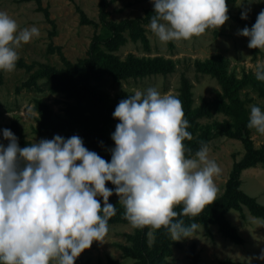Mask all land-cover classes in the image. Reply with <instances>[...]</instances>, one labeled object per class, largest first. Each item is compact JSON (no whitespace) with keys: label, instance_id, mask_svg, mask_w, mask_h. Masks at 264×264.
Here are the masks:
<instances>
[{"label":"rangeland","instance_id":"rangeland-1","mask_svg":"<svg viewBox=\"0 0 264 264\" xmlns=\"http://www.w3.org/2000/svg\"><path fill=\"white\" fill-rule=\"evenodd\" d=\"M242 2L227 0L229 20L220 29L207 30L190 41L164 44L147 27L153 14L151 0H0V11H6L15 19L20 29L35 25L41 32L39 38L18 49L20 59L13 72L0 71V143L5 146L8 143L2 136L5 128L15 134L20 147L55 135L69 137L66 131L38 132L41 126L38 105L47 106L59 117H67L70 106H77V101L66 92L54 91L52 71L64 69L66 63L86 61L97 41L101 42L98 49L116 60L126 62L132 58L148 67L142 76L117 80L108 75L103 81L92 82L109 94L110 104H114L119 95L129 96L134 90L155 86L163 94L178 97L182 108L183 93L189 88L192 110L208 109L207 114L196 119L199 129L195 138L206 135L209 156L217 162L221 172L214 177L218 189L216 199L194 218L199 227L192 237L174 241L163 228L149 237L148 229L114 223L109 225L104 241L93 242L77 258L82 264H264L259 258L264 252V220L254 215L244 200L229 195L235 166L244 163L248 150L242 138L229 136L237 133L235 115L218 109L221 102L232 109L235 105L227 96L225 84L211 72L217 70L232 81L248 117L249 105L264 109V82L254 75L257 64L264 62V50L250 49L248 38L238 35V30L245 26L251 28L255 23L259 12L264 10V0L241 6ZM245 9L247 19H241ZM77 108L76 115L89 116L83 108ZM184 115L186 118L185 112ZM116 124L102 155L81 135L85 147L110 161V149L115 146L111 134ZM249 139L255 151L264 149V135L251 129ZM106 185L114 188L110 182ZM238 186L252 204L264 209L263 164L243 169ZM110 199L120 205L115 193ZM227 202L241 205L240 209L232 207L224 213V218L242 239L241 243L225 237L207 215L208 212L214 215ZM176 210L179 211V207ZM183 219L185 224L192 222L189 217ZM204 223L208 224V229ZM162 232L168 239L167 250L160 244Z\"/></svg>","mask_w":264,"mask_h":264},{"label":"clouds","instance_id":"clouds-1","mask_svg":"<svg viewBox=\"0 0 264 264\" xmlns=\"http://www.w3.org/2000/svg\"><path fill=\"white\" fill-rule=\"evenodd\" d=\"M151 3L147 27L164 44L190 41L229 20L227 0ZM247 16L245 9L241 19ZM40 35L37 26L20 29L0 11V71L13 72L18 49ZM238 35L248 38L250 49L264 50V10ZM254 75L264 82V62ZM249 108L247 127L264 135V109ZM112 115L118 123L110 161L85 147L79 135L20 147L10 129L2 130L8 143H0V264H75L93 242L106 238L116 215L109 202L114 193L132 228L148 229L149 237L163 228L174 241L192 237L199 227L194 218L216 199L214 177L221 168L205 142L194 156L186 155L191 150L184 141L192 135L182 102L149 86L122 99ZM109 182L114 188L106 187ZM183 217L192 222L185 224ZM259 258L264 260V252Z\"/></svg>","mask_w":264,"mask_h":264},{"label":"trees","instance_id":"trees-1","mask_svg":"<svg viewBox=\"0 0 264 264\" xmlns=\"http://www.w3.org/2000/svg\"><path fill=\"white\" fill-rule=\"evenodd\" d=\"M124 25L129 26V24L126 23H124ZM119 28H122V25ZM100 43V41L94 43L91 47L89 58L86 61H83L80 64L66 63L64 69L60 71H52L51 75V79L54 81L52 83L54 91L66 92L70 98H74L77 101L76 105L79 108H83L82 110L89 114V116L76 115L75 111L78 109L77 106L74 108L70 106L67 111V117H59L46 108L47 106L39 103L38 110L41 114V126L38 132L41 134H52L56 131H66L69 137L72 135L86 136L94 149L102 155L104 152L103 149L110 143L109 135L113 131V124L118 123V120L114 119L112 115L115 107L128 95L125 93L119 95L116 102L110 104L109 94L106 91L101 90L100 87L93 85L92 82L103 81L108 75L117 80L126 79L132 76H142L147 73L146 71L148 70V67L140 64L132 58H129L126 62H120L104 51L99 50L98 46ZM211 72H213V74L225 84V91L229 93L227 96H229L230 100L235 105V108L232 109L228 104L221 102L218 109L223 112L230 111L235 115L237 121V133H230L229 136L242 138L246 143L248 150V157L244 163L235 166L229 195L237 196L244 200V204H248L247 206L252 209L253 214L264 220V209L252 204V201L238 190V180L243 169L257 164L264 165V149L261 151H255L252 146V141L249 139L251 129L247 127L249 117L243 103L239 99L237 91L233 88L232 81H228L227 78L217 70H211ZM187 89L183 93V110L186 114V119L190 123L188 131L191 133L192 139H186L184 144L186 148L191 150L186 153V155L194 156L195 152L201 147V142L209 144V139H207L206 135L200 138H195L197 130L199 129V124L196 123V119L207 114L206 111L208 112V109H206V111L200 110V112H194L189 103L190 93ZM220 100L223 101L222 99ZM106 187L108 186L106 185ZM110 198L109 202L112 203ZM112 204L116 206V215L109 220V225L114 223H129L124 218L123 206L114 203ZM240 206L241 205L239 204L235 205V203L227 202L224 207L219 211H216L214 215L211 212H208L207 214L213 223L220 227L224 236L235 243H241L242 239L237 231L232 228L224 218V213L232 207L240 209ZM204 224L208 229V224ZM160 244L165 250L168 249V239L166 238L165 232H162L160 235ZM75 264L82 263L79 260H76ZM222 264L235 263L224 262Z\"/></svg>","mask_w":264,"mask_h":264}]
</instances>
